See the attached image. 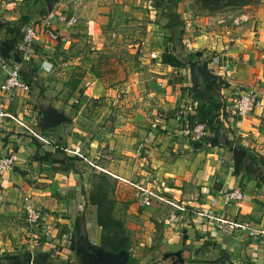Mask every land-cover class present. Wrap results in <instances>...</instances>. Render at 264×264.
Instances as JSON below:
<instances>
[{"label":"crops","instance_id":"0c3cea01","mask_svg":"<svg viewBox=\"0 0 264 264\" xmlns=\"http://www.w3.org/2000/svg\"><path fill=\"white\" fill-rule=\"evenodd\" d=\"M44 1L0 0V87L5 76L2 62L18 64L29 76L34 69L31 79L22 76L30 90L17 92L8 105L10 115L0 121V151L14 153L17 158L12 171L0 174V260L30 264L47 253L45 264H81L78 247L101 245L97 207L89 201V176L67 169L65 152L82 158L80 164L88 175L85 155L97 157V171H107L110 166L120 173L114 191L117 200L127 202L121 211L127 212L126 222H144L149 230L140 239L139 229H135L131 238L130 257L139 264H174L164 255L177 250H181L184 264H264V237L249 234L251 229H264V186L249 179L245 171L238 173L249 152L264 161V0L251 10L244 9L235 28H221L215 14L192 20V10L180 9L185 0H174L180 22L167 24L170 42L162 60L150 69L153 74L144 70V59L141 65L132 60L131 66H137L132 71L125 58L119 61L118 55H110L116 51L108 36L114 19L123 16L134 0H56L51 12ZM164 2L159 0L157 6L167 20L174 11ZM33 18L41 20L38 34L24 50L18 31L23 22ZM207 23L214 28L206 29ZM201 26V40H192L190 48L186 47V37H192ZM197 42L203 47L198 48ZM166 53L174 61H163ZM196 53L207 60L205 65L216 74L214 79L226 83L215 92L226 100L216 112L226 132L215 136L209 128L202 140L185 132L191 128V116L201 107L188 61L190 54ZM97 56L105 60L102 76L92 70ZM191 60L199 61L198 57ZM76 78L80 82L73 89ZM187 84L192 88L187 89ZM243 92L256 96L255 108L245 117L226 121L225 114L231 113ZM1 96L0 90V101ZM98 97L99 103L113 104V120L120 112L125 124L140 132V137L129 138L131 142L120 137L131 143V148L118 137L115 144L102 142L96 149L88 143L94 135L87 130L88 118L94 116L92 120L97 121L102 115L101 123L106 121L107 112L97 110ZM48 111L63 114L67 120L44 127L50 128L45 135L40 126ZM208 138L215 139L212 149L206 148ZM228 140L244 146L246 156L239 167L233 154L238 146L227 148ZM118 149L129 156L120 155ZM125 162L135 163L136 177L124 173L121 163ZM129 177L152 187L155 196L151 205L142 204L136 190L123 182ZM237 188L243 197L226 201L224 192ZM28 202L40 216L38 224L32 223L25 210ZM117 211L116 207L118 217ZM214 213L248 229L219 231L214 219L207 217ZM156 228L155 235L152 230Z\"/></svg>","mask_w":264,"mask_h":264},{"label":"rangeland","instance_id":"374dc122","mask_svg":"<svg viewBox=\"0 0 264 264\" xmlns=\"http://www.w3.org/2000/svg\"><path fill=\"white\" fill-rule=\"evenodd\" d=\"M129 1V0H128ZM132 1V0H131ZM230 0H222L223 7H221L220 10L212 11L208 7L203 6L208 5V2H204V0H185V3H183L180 7L181 10H186L188 12L191 11L192 20H196V17L206 16V15H214L218 16V19L216 20V23L221 27L225 26L227 28L234 27L235 24L241 22V19L239 17L240 13L245 11L244 9L251 10L250 8L257 3L260 0H231V3H227ZM157 2L159 0H134L131 4L129 9L124 10L123 16L116 17L114 19L113 25L114 27L111 28L112 30L109 31L108 36L110 38L109 44L112 46L114 45L116 48V51L114 53H111L110 55L114 58L115 55L119 56V61L122 58H125L126 64L128 65V68L130 70H135L137 66L134 67L131 66L132 60H138L140 65L142 64L141 60L144 59V70L148 73H152L150 69L154 68V65L159 63L160 60H162V55L164 52H166V46L168 45L169 41V34L168 30L166 29L167 24L170 22L169 19H163L162 14L159 13ZM125 4V3H122ZM130 5V3H128ZM128 5V6H129ZM158 10V12H156ZM183 23V21L181 22ZM235 23V24H234ZM221 27V28H222ZM213 29L214 25L211 23H207L206 29ZM202 29H204L203 26L195 28V31L192 35V37H186L185 46L189 47V44L193 41H200L201 36L203 34ZM113 33H117L116 35ZM198 37V40L196 39ZM204 38V37H203ZM202 43H196V46L198 48L203 47V45H200ZM197 48V47H196ZM105 54V53H103ZM107 56L109 53H106ZM103 56V55H102ZM99 56H97L98 58ZM116 57V56H115ZM134 57V58H133ZM131 59L130 63L129 60ZM115 60L114 62H116ZM103 69L105 66H102ZM155 69V68H154ZM190 69V66H189ZM153 74V73H152ZM98 97L97 99V110L103 109L105 113L104 118H106V121L104 124L101 123V117L102 115L97 116V121L92 120L94 116H90L88 118V127L87 130L90 133H93V137L88 142L93 149L98 148L99 144L102 142H107L106 144H115L116 139L119 138L122 140V142H125V147L128 146V148H131V143H126L127 140L121 139L120 137H127L128 141L131 142L129 138L131 137H140V132L137 131V129H132L131 126H127L125 122L122 120L123 117L119 116L120 112H116L117 117L113 120V113H111L110 109L113 106L108 101L106 103H99L101 101ZM137 103V99H134V103ZM125 107V104L122 103ZM128 105V104H126ZM120 105H119V108ZM125 109V108H124ZM113 112V111H112ZM92 121V122H91ZM133 135V136H132ZM110 142V143H109ZM93 144V145H92ZM137 144V143H134ZM134 149V148H132ZM116 150V149H115ZM122 149H118L117 153H120V155H128V152L123 151ZM95 154V153H94ZM91 155V154H90ZM87 157V166L89 170V178L87 181V188L89 193L94 187V184L98 181L99 178H97V174H107L110 176V179L112 181L113 193L112 197H114L117 200L116 197V186L117 185V178L120 175L118 172L112 171V169H109L108 167L107 171H97V167L99 165V162L97 163V157H89V155H85ZM136 159V158H135ZM100 160V159H99ZM112 161V160H111ZM122 166H124L123 171L126 172L127 176H134L136 177L137 169L135 168L134 162H125L121 163ZM124 176V174H122ZM132 177V178H134ZM131 178V177H129ZM119 179V178H118ZM125 179L123 178V182L129 186V184L126 183ZM115 190V191H114ZM120 197V196H119ZM121 200V199H120ZM117 200L116 207L119 209V212L117 211L118 218L122 219L125 224H127L126 229L128 234L130 235V238H132L133 233H135V229H139L140 239H143L144 237L141 236L142 233H147L148 226L144 222H140L138 220H131L130 222H126V210L123 214L121 211L123 209H126V201H120ZM159 228H156L154 231V234L156 235ZM135 237V236H134ZM137 242L135 245H138ZM130 247H132V241L130 243Z\"/></svg>","mask_w":264,"mask_h":264},{"label":"trees","instance_id":"16d2710c","mask_svg":"<svg viewBox=\"0 0 264 264\" xmlns=\"http://www.w3.org/2000/svg\"><path fill=\"white\" fill-rule=\"evenodd\" d=\"M45 2V1H44ZM204 2H208V5H204L205 7H208L212 11H217L220 10L221 7H223L222 0H204ZM227 3H231V0ZM165 7L169 11H176L177 9V2H174V0H165L164 2ZM174 11V12H175ZM26 22L22 23L21 29L18 31L21 37L22 36V29H24ZM172 28V27H168ZM184 31V30H183ZM180 38V37H179ZM23 39V38H21ZM171 39L174 41V36H171ZM181 39V38H180ZM196 54H190L188 58L195 59V57H198L199 61L207 64V60L203 57ZM108 59V58H107ZM22 60V58H21ZM103 57L97 58V64H94L92 67V70L97 74V76H102V74L105 71L103 70V67L101 64H103ZM163 61L167 62H172L174 61L171 54H165L163 56ZM27 62H23L22 65ZM178 63H181L179 61H175V64L177 66H180ZM30 65V63H29ZM34 73V69H32V72ZM22 76L25 78H30L32 76H29L30 74L21 70ZM34 75V74H33ZM84 75L83 72H78V76L82 77ZM31 79V78H30ZM181 81V78H176V82ZM80 82V78H76L72 82V87L73 89L77 88L78 83ZM226 85L224 81L213 79L206 83L205 85L201 86L200 88L194 90L195 97L198 98L199 105L201 107H198V110L200 111L198 114L192 115L190 119L191 126L194 125L196 121L205 123L209 128H211V131L215 134V136L219 135L220 133H225L226 129H224V122L221 123V121L218 119V113L216 114L217 111H219L221 106H224L226 104V100L222 97H219L218 95H215V92L217 91V88H221L222 86ZM187 89L192 88V84H187L186 85ZM209 98V99H208ZM221 110V109H220ZM226 118H228V114H225ZM216 122V126H213V122ZM41 128V133L47 135L48 130L50 128H44L40 126ZM60 141H62V137L60 138ZM216 145L215 139L211 138L207 140L206 143V148L207 149H212ZM238 146L244 148V146L239 143L235 142L233 140H228L225 143V146L229 149H231L233 146ZM65 159H66V168L73 170L76 173L83 174L85 177H88V173L85 172V169L82 167L80 164V161L82 158L80 157H74V156H67L65 152ZM52 156V153L50 154ZM50 157V156H49ZM55 157V156H52ZM45 159V158H44ZM52 159V158H51ZM248 159L250 161L248 162ZM248 162V163H247ZM245 171L246 176L249 179H255L258 183L259 186H264V161L258 156H256L253 153L247 154V158L245 162L243 163L241 169L239 170L238 173H242ZM98 181L94 184L93 189L89 193V201L92 205H95L97 207V221L98 224L102 227V239H101V245L110 251L113 252H119L121 250H130V243H131V238L130 235L127 232L125 223L122 219L118 218L115 214V208H116V203L117 200L112 197L113 193V188L112 186V181L110 179V176L107 174H97L96 175ZM31 257V254H29ZM19 259V258H18ZM19 262V261H18ZM0 264H5L3 260H0ZM128 264H139L138 260L134 257H130Z\"/></svg>","mask_w":264,"mask_h":264},{"label":"built area","instance_id":"2783aa9c","mask_svg":"<svg viewBox=\"0 0 264 264\" xmlns=\"http://www.w3.org/2000/svg\"><path fill=\"white\" fill-rule=\"evenodd\" d=\"M40 22V19L35 18L28 20L23 31L24 50L29 48L34 43V40L38 34ZM1 68L4 71L5 76L0 87L2 94V99L0 101V121L5 120L10 115L8 105L15 100L17 92H27L31 87V85L23 79L20 66L18 64L5 61L2 62ZM256 104L257 98L254 94L250 92L241 93L235 102L233 110L228 115V118H226V121L230 122L235 117L242 118L247 116V114H249L255 108ZM208 129L209 127L205 123L196 121L194 125L185 132L187 135L190 134L194 140H202L206 138ZM16 161L17 158L14 153L0 151V174L12 171ZM125 181L136 190L137 197L140 199L142 204L149 206L153 203L155 191L152 189V187L147 185L146 182L133 178L125 179ZM224 196L228 202L232 200H240L243 197V192L240 188H237L235 190L225 191ZM28 199L29 198H26L27 201ZM25 210L27 214H29L30 220L33 224H38L40 222V216L36 214L29 202L27 203ZM207 217L214 219L217 229L222 232H231L237 227L248 229V227L245 225H241L233 221L229 222L215 213L207 215ZM249 234L251 236L264 237V229H251ZM33 263L34 262L31 261L30 264Z\"/></svg>","mask_w":264,"mask_h":264},{"label":"water","instance_id":"95a60500","mask_svg":"<svg viewBox=\"0 0 264 264\" xmlns=\"http://www.w3.org/2000/svg\"><path fill=\"white\" fill-rule=\"evenodd\" d=\"M48 5V11L51 12L54 8V3L56 0H45ZM170 22L168 25H173L180 22L177 12H172L169 14ZM2 23H0V27ZM191 82L193 84V89L200 88L212 79L216 78V74L208 69V66L202 64L197 60L189 59ZM67 117L63 114H57L53 111H48L45 113L44 120L42 122L43 127H51L57 123L66 121ZM233 154L239 167L245 159L246 152L244 149L239 147L233 148ZM63 162H65L63 160ZM78 252L81 254V264H128L130 259V252L128 250H121L119 252H113L105 249L101 245L89 244L87 247H78ZM47 253H41L38 258L33 260L35 264H45L47 258ZM171 258L174 264H184L185 260L182 257L181 250L167 252L164 255V259Z\"/></svg>","mask_w":264,"mask_h":264}]
</instances>
